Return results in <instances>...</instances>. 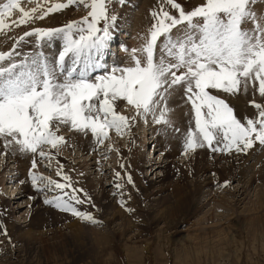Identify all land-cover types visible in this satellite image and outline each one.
Returning a JSON list of instances; mask_svg holds the SVG:
<instances>
[{"label": "rangeland", "instance_id": "obj_1", "mask_svg": "<svg viewBox=\"0 0 264 264\" xmlns=\"http://www.w3.org/2000/svg\"><path fill=\"white\" fill-rule=\"evenodd\" d=\"M5 1L7 2L0 0V5L6 3ZM127 1L125 0L123 4H110L109 13L118 17L115 25L120 24L112 35H116L111 39L116 41L113 47L121 50L120 47L127 45L125 54L130 52L125 59V55L120 56L121 51L117 53L115 50L112 52L108 50V54L103 58L108 70L117 67L118 64L125 67L131 63V50L134 49V40H137L136 36L140 32H137L134 21L139 15L140 7L145 5L144 0L140 5L138 4V7L131 6L130 10ZM158 1L161 3L157 2V7L153 8L154 12L160 13L163 6L164 10L178 16V12L165 0ZM20 2L22 7L30 10L38 4L50 7L53 3H66L67 0H47L46 3L45 0H20ZM177 2L187 11L203 3V0H177ZM117 5L123 6L126 11L121 14L123 16L117 15L121 10L117 9ZM148 6L146 4L144 8L148 9ZM263 6L264 3H258L255 9L264 12ZM89 10L83 5L73 4L43 19H35L19 27L13 24L10 31L23 36L24 29L30 26H33L31 29L63 27L69 22L80 20ZM19 18L20 13L14 11L10 20ZM53 20H57L59 27L48 25L53 24ZM119 30L121 32L124 30L127 33L125 35L129 37L123 44L122 33ZM143 31L145 32L144 29ZM175 32L176 29H173V33ZM28 37H31L35 44L33 53L43 52L52 59L61 50L60 40L45 41L38 46L35 36ZM11 50L13 47L8 46L5 52ZM114 56L115 62L118 60L117 63L113 61ZM104 71L101 69L95 72L93 77L104 74ZM176 90L173 92L175 96L179 97L180 94L179 98L187 101L183 89L178 87ZM241 90L246 96H243V109L239 112V109L231 104L232 94L210 89L211 94L225 100L234 109V114L242 122L245 118L255 119L258 110L253 102L264 105V97H258V93L255 96L251 84L246 91L243 86ZM173 93L171 95L175 97ZM169 100L168 97L167 102H170ZM115 103L122 104L120 108L117 106L114 108L116 112H120L118 114L128 117V127L120 134H117L115 129L108 130V138L102 143L105 146L97 147L94 153L78 151L77 148L68 152L64 143L56 147L59 154H64L70 162L79 166V173L91 175L92 184L99 183L101 172L105 175L106 182H109L105 188L108 199L110 198L109 203L104 200L100 203L102 199L96 197L91 201L80 198L83 203L75 204L80 211L91 213L102 222L98 225L86 223L69 212L60 211L44 203L46 197L52 199L63 193L71 194L74 189L73 184H71L73 188L64 190L52 186L43 193L32 186L30 170L57 182L66 183L61 180L62 174L57 175L59 169L63 170L57 157L52 156L50 160L46 158L36 160L37 167L32 169L33 155L27 156L31 161L21 160L22 153L15 146L5 149L0 139V149H5L1 152L4 158L7 154L10 155L8 151L14 150L15 153L8 156L4 164H0V208H6L5 213L0 209V264H264V146L257 143L247 153L239 154L234 150L231 153L212 152L205 146L194 151L189 150L185 154L184 136L186 135L179 139L171 135L170 131L177 128L173 123L168 127L164 124H156L152 114L137 115L134 109L126 106L125 101L118 100ZM189 107L192 113L189 110L190 114L187 113L186 120H189L187 124L190 123L189 126L191 125V129L195 131V113L192 107ZM168 109L171 112L169 111L167 116L171 115L174 108ZM162 126L163 128L166 126L164 132ZM190 127L186 126L188 129ZM142 129H147L145 135L139 133ZM72 131H75L72 127L66 130L60 126L56 135H70ZM148 133L150 135H147ZM168 133L170 137H175L176 141L178 139V145L174 143L176 141L173 142L166 136ZM179 133L180 129L176 134L180 135ZM82 134L90 135V130L83 131ZM162 137H166L167 146H164ZM180 140L183 144L182 148L178 147L181 145ZM146 141L154 144H147ZM155 145H160L156 155L153 152ZM215 146L217 145L214 143L213 147ZM52 149L55 148H51L50 145L44 146V150L49 154ZM168 150L174 151L175 154H166L169 153ZM141 153L147 158L151 156L150 160L154 159L156 163L154 169L159 166L160 168L153 172L150 168L141 170L139 167V163H142L139 156ZM165 156L167 157L164 158ZM162 160H164L163 164L160 163ZM79 161L80 165H77ZM99 169H101L100 173ZM144 170L148 181L142 180ZM205 170L207 173L204 174ZM117 173L119 176L115 178ZM129 176L132 179L131 183L128 182ZM157 176L160 178L152 181ZM226 181L228 185L222 187ZM11 186L14 187L12 191L15 193H20L22 189L26 191L21 200H12L14 196L11 195L13 194L10 192L11 189L9 190ZM7 188L10 193L7 192ZM94 194L96 196L98 194L101 198L98 185ZM37 196L40 198L37 199ZM65 199L68 197L65 196ZM121 201L125 202L123 207ZM127 209L133 211L129 212ZM251 219L252 223H250ZM216 221L219 223L217 224Z\"/></svg>", "mask_w": 264, "mask_h": 264}, {"label": "snow or ice", "instance_id": "obj_2", "mask_svg": "<svg viewBox=\"0 0 264 264\" xmlns=\"http://www.w3.org/2000/svg\"><path fill=\"white\" fill-rule=\"evenodd\" d=\"M124 2L67 0L50 7L38 4L30 10L22 7L20 0L0 5V31L43 19L73 4L90 9L78 21L59 28H34L16 41L19 44L28 36H35L38 46L62 41L61 50L52 59L38 51L16 62L20 53L15 48L0 51V139L5 149L15 146L22 154L31 153L35 169L36 155L51 159L44 146L56 148L64 142L56 132L67 124L77 131L90 130L102 144L108 130L120 134L128 127V117L115 111L118 100L125 101L137 115L152 114L156 124L170 125L167 98L178 87L195 113V131H187L185 154L205 146L212 152L234 150L238 154L247 153L257 143L264 146V105L253 102L257 117L242 122L225 100L209 91L236 94L241 86L246 91L251 84L264 97V12L255 9L264 0H203L187 11L177 0H165L178 16L163 8L160 13L153 12L156 22L141 46L131 50V63L108 70L103 58L117 20L109 13V5ZM14 11L20 13L18 20H10ZM98 69H105L104 74L93 77ZM214 143L217 146L213 147ZM61 174L59 169L57 175ZM29 176L38 192L52 186L59 190L72 187L66 175V183L31 170ZM128 182H132L130 176ZM227 185L226 181L222 187ZM76 191L46 197L44 203L86 223L101 224L91 213L75 207L83 203ZM124 203L121 201L122 207Z\"/></svg>", "mask_w": 264, "mask_h": 264}, {"label": "bare ground", "instance_id": "obj_3", "mask_svg": "<svg viewBox=\"0 0 264 264\" xmlns=\"http://www.w3.org/2000/svg\"><path fill=\"white\" fill-rule=\"evenodd\" d=\"M4 1V0H3ZM142 0H128L127 2V4H130V6H129V8H128V10H130V8H131V6L133 7V8H135V7H138V4L140 5V2H141ZM6 2V1H5ZM157 2L158 3H161L160 1H158V0H144V3H145V5L147 4V6H148V4H149V6H148V9L147 8H144L145 7V5H143V7L141 8L140 7V11H139V15H137L136 16V18H135V27L138 29L137 30V32L138 31H140L139 32V34L136 36V38H137V40H134L135 41V43H134V48H139L140 46H141V44L144 42V38L148 35V31H149V29H150V27H151V25L152 24H154L155 22H156V20L153 18V15H152V13L154 12L153 10V8L154 7H157ZM120 5V4H119ZM119 5H117V9H121L118 13H117V15L119 16H123V15H121V14H124L126 11L123 9V6H119ZM161 5V4H160ZM165 5H167L166 3H165ZM263 5V4H262ZM162 6V5H161ZM165 7V6H164ZM127 8V7H126ZM162 8H163V6H162ZM264 9V6H263V8H262V10ZM264 11V10H263ZM138 12V11H137ZM118 18V17H117ZM59 21V20H58ZM116 22H118V20H116ZM115 22V23H116ZM119 22H120V19H119ZM48 25H51V26H53V27H59V25H58V23H57V20H53V24L52 23H49ZM29 26V25H28ZM31 27H33V26H30V27H28V28H25L24 30V32H28V31H30V30H32L31 29ZM117 27H120V24L118 25V24H116L115 25V27H114V29L112 30V32L114 33L115 31H116V29H117ZM11 28H13V25H12V27ZM10 28V29H11ZM48 27H45L44 29H47ZM50 28V27H49ZM10 29L9 30H3V31H0V51L1 50H3L4 52L5 51H7L8 50V46H12L13 48H15V50H17L16 52H20V55H18V57H16L15 56V61L16 62H20L21 61V59L20 58H24V57H22L23 55L25 56V55H27V54H32L33 52H32V50H34V47H35V44H34V41H33V39L31 38V37H25V40L24 41H21L19 44H17L16 43V41L18 40V38L19 37H21L20 36V34H18V33H12L11 31H10ZM143 29L145 30V32L143 31ZM11 32V33H10ZM19 32H22V31H20L19 30ZM23 32V33H24ZM142 32H144V33H142ZM122 33V36H121V38H122V41H121V43L123 44L124 42H125V40H126V38H129V37H127L126 35H125V32L123 31V32H121ZM24 35V34H23ZM112 37H114V36H112ZM161 39H163V38H161ZM114 44H111V46H113ZM38 47V46H37ZM127 45L126 46H123V47H121V51H122V53H121V55H124V53H125V51H126V49H127ZM117 52L119 51L118 50V48H116L115 49ZM20 56V57H19ZM113 57V56H112ZM113 59H115L116 60V57H114ZM107 61V60H106ZM111 62V61H110ZM109 62V63H110ZM113 63V62H112ZM105 70V69H104ZM96 72V71H95ZM177 91V90H176ZM173 92H175V91H173ZM172 92V93H173ZM177 93V92H176ZM258 92H254V94H255V96H256V94H257ZM174 94V93H173ZM178 94V93H177ZM179 95V97L181 96L180 94H178ZM174 96H175V94H174ZM232 96V98H233V103H235V105L233 104V103H231L234 107L236 106L237 107V110L239 109V112H240V109L242 110L243 109V107H242V104H243V102H244V98H243V96H246L245 94H244V92L242 91V90H240L238 93H236V94H232L231 95ZM169 98H170V102H167V107L168 108H174L173 109V111H172V113H171V115H169V116H167V118H168V120L170 121V125L173 123V125L175 126V127H177V128H179L180 129V135H177L178 134V132L177 131H175V128H174V130L173 131H170V132H172V134L171 135H173V136H177V138L179 139V137H182L183 135H186L187 134V131L189 130L188 128L191 126H189V124H187V122L189 121V120H186V117H187V113H189L190 114V112H191V108L189 107V106H191L190 105V103H188V101H185L184 99H180L179 97H173V95H170V96H168ZM258 97H261V96H259L258 95ZM230 100H231V98H230ZM231 102V101H230ZM121 104V103H120ZM120 104H114V106H117V107H119L120 108V106L122 105H120ZM118 108V109H119ZM189 110H190V112H189ZM170 111V110H169ZM171 112V111H170ZM117 113H120V112H117ZM192 113V112H191ZM168 115V114H167ZM195 115V114H194ZM193 115V116H194ZM101 117H103V116H101ZM189 117H191V116H189ZM188 119V118H187ZM194 120V119H193ZM62 127H64V128H66V130H69V128H71V126H70V124H67V125H61ZM186 126L188 127V128H186ZM166 127V126H165ZM164 127V128H165ZM167 127H168V125H167ZM147 128V127H146ZM164 128H163V126H162V131L164 130ZM170 128V127H169ZM176 128V129H177ZM194 128V127H193ZM190 129H191V127H190ZM167 130V129H166ZM145 131H147V129H142V130H139V133L141 134V135H145ZM165 131V130H164ZM163 131V132H164ZM177 133H175V132ZM83 133V131H77V130H75V131H72V133L70 134V135H61V136H63V138H64V144H66L65 145V148L68 150V152H72L75 148H77V150L78 151H83V152H95V150L97 149V147H99V146H102L103 144H99L98 142H97V138L91 133V131H90V135H86V134H82ZM87 133V132H86ZM161 133V132H160ZM139 134V135H140ZM164 134V133H163ZM169 134V133H168ZM166 134V136H168L170 139H171V141H176V139H174L175 137H170L171 135L169 134ZM140 135V136H141ZM147 135H150L149 133L147 134ZM165 135V134H164ZM59 136V135H58ZM139 136V137H140ZM161 137V136H160ZM185 137V136H184ZM146 139V138H145ZM148 139L149 138H147V141H148ZM161 139V138H160ZM163 139H164V141H163ZM169 139V140H170ZM178 139H177V141L176 142H174V143H178ZM146 141V143L147 144H150L151 143V141H149V142H147ZM162 141H163V143H164V146H167L168 145V141H167V139H166V137H162ZM171 141L169 142L170 144H171ZM181 141V140H180ZM185 141V140H184ZM69 142H70V144H69ZM74 142V143H73ZM172 142V143H173ZM2 143L4 144V142H3V140H2ZM179 143H181V145H179L178 147H180V148H182V146H183V144H182V141L181 142H179ZM72 145V144H74V148L72 147V146H69V145ZM144 144V143H143ZM146 144V145H147ZM151 144H154V142L153 143H151ZM175 144V145H176ZM178 145V144H177ZM176 145V146H177ZM103 146H105V144L103 145ZM144 146H145V144H144ZM162 146V145H161ZM158 147H160V145H155V147L153 148L154 149V154L156 155V153L158 152L157 150H158ZM167 148V147H166ZM3 149V148H2ZM2 149H0V164L2 165V164H4V162H5V160L8 158V156H12V153L15 155V153H14V150L11 152V151H8L9 153H10V155H6V157L4 158L2 155H1V152L2 151H5V149L4 150H2ZM46 149V148H45ZM55 150H56V152H55ZM58 148L56 149H52L51 151H50V156L52 157V156H55V157H57V159H58V162L60 163V165L62 166V168H63V170H62V178H61V180H64L63 179V176H68L69 178H70V182H71V184H73V186H74V189H76V190H78V191H76L75 192V194L76 195H78V197L79 198H82V200L84 199V198H86V199H90V201L91 200H94V199H96V197L98 198V199H102V200H100V203H101V201H105L106 203H109V199H108V195H107V191H106V185H108V183L109 182H106V179H105V175L103 174V172H101V175H99V178L98 179H100L99 180V183L98 184H96V185H94V184H92V182L90 181V178H91V175L90 176H87V174L86 173H79V171H78V168H79V166H75L72 162H70L69 161V159H68V157H64V154H59L58 152ZM168 152L169 153H166V154H168V155H172V154H175L174 153V151H169L168 150ZM66 154V153H65ZM28 155H32L31 153H27V154H21V156H20V159L21 160H28V161H31V158L30 157H27ZM155 155H154V157H155ZM68 156V155H67ZM69 156H71V155H69ZM141 158H140V161H142V163H139V167H140V169L142 170L143 168H150V171H154V170H158L159 168H160V166L159 167H157V168H153L155 165H156V163H154L155 161H154V159H152V160H150V157L149 158H147L145 155H144V153H141L140 155H139ZM167 156H165L164 158H166ZM168 157H170V156H168ZM77 158V157H76ZM39 159H41V157L39 156V155H36L35 156V160H39ZM71 159H72V157H71ZM96 159L98 160V157H96ZM158 159H160V157L158 158ZM90 160H92V159H90ZM28 161H26V162H28ZM161 164H163L164 163V160H162L161 162H160ZM77 165H80V161H79V163H77ZM118 167H120L119 165H118ZM120 169H121V167H120ZM100 170L101 169H99V173H100ZM206 170H208V168H206ZM206 170L203 172L204 174L205 173H207L206 172ZM103 171V170H102ZM144 172H146V170H144V171H142V175H143V178L144 179H142L143 181H148L149 179L148 178H146V176L147 175H144ZM151 175H152V173H151ZM157 175V174H156ZM141 176V175H140ZM107 177V176H106ZM117 177V174L115 175V178ZM142 177V176H141ZM164 177V176H163ZM157 178H160L159 176H157L154 180H152V181H156V179ZM94 180V179H93ZM92 180V181H93ZM95 181V180H94ZM116 181V180H115ZM115 181H114V183L113 184H115ZM151 181V180H150ZM66 182V181H65ZM99 186V189L101 190V198L100 197H98V194H97V196L94 194L95 193V189H96V186ZM73 188V187H72ZM11 189V193H13V194H11V195H13L14 196V198L12 199V200H21L24 196V194L26 193V191H24L23 189H22V191L20 192V193H15V192H13L12 190L14 189V187L13 186H11V188H9V190ZM72 190V189H71ZM7 192H9L8 191V188H7ZM9 192V193H10ZM72 192H73V190H72ZM2 198V197H1ZM4 198V197H3ZM8 198V197H7ZM40 197H38L37 196V199H39ZM92 198V199H91ZM5 199H6V194H5ZM85 199V200H86ZM4 201V200H3ZM6 201V200H5ZM4 201V202H5ZM95 202V201H94ZM105 204V203H104ZM1 207V206H0ZM16 208H21V207H16ZM0 209H2V208H0ZM6 209V208H5ZM5 209H2L1 211L3 212V213H5ZM90 210V209H89ZM1 212V213H2ZM5 216V215H4ZM248 220V219H247ZM252 220V219H251ZM217 222V221H216ZM253 222V220L250 222V223H252ZM219 222H217V224H218ZM5 226H6V224H5ZM215 227V225L213 226V228ZM217 227V226H216ZM11 232V231H10ZM104 237V236H103ZM102 237V238H103ZM103 241L101 240V243H102Z\"/></svg>", "mask_w": 264, "mask_h": 264}]
</instances>
